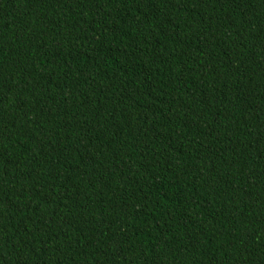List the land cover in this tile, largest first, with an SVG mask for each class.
<instances>
[{
    "label": "trees",
    "instance_id": "trees-1",
    "mask_svg": "<svg viewBox=\"0 0 264 264\" xmlns=\"http://www.w3.org/2000/svg\"><path fill=\"white\" fill-rule=\"evenodd\" d=\"M0 264H264V0H0Z\"/></svg>",
    "mask_w": 264,
    "mask_h": 264
}]
</instances>
